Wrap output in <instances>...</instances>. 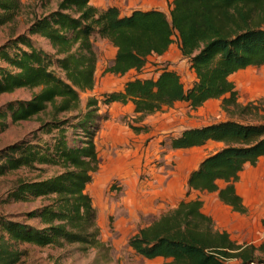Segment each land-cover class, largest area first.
Here are the masks:
<instances>
[{"label": "trees", "instance_id": "16d2710c", "mask_svg": "<svg viewBox=\"0 0 264 264\" xmlns=\"http://www.w3.org/2000/svg\"><path fill=\"white\" fill-rule=\"evenodd\" d=\"M20 8L19 0H0V28L11 23ZM95 36L115 49L104 73L121 77L140 73L149 58L163 56L176 38L194 82L186 87L175 71L163 69L156 79L135 77L101 100L88 98L84 112L65 117L79 110L80 93L94 87ZM34 37L45 40L51 51L39 47ZM262 66L264 0H172L168 15L160 9L121 15L116 6L101 9L90 0H59L53 11L35 17L25 33L0 46V95L34 91L28 100L0 107V134L10 123L39 120L30 137L0 150V178L20 170L43 173L41 167L56 168L57 173L44 179L19 177L7 193V201L39 198L46 204L25 214L26 221L35 220L37 226L0 216V264H17L24 253L17 246L22 244L105 249L86 193L99 168L94 140L105 120L100 104L130 103L136 121L178 102L197 109L211 99H221L225 111L233 108L244 114L250 106L236 102L230 77ZM209 141L221 147L189 174L186 196L192 191L218 192L223 203L244 213L234 184L246 164L253 166L264 156V123L228 120L186 129L169 139V147L189 149ZM219 181L226 184L223 189ZM201 209L198 199L180 201L132 235L128 247L143 259H162L163 264H264V241L237 245L216 231Z\"/></svg>", "mask_w": 264, "mask_h": 264}, {"label": "rangeland", "instance_id": "374dc122", "mask_svg": "<svg viewBox=\"0 0 264 264\" xmlns=\"http://www.w3.org/2000/svg\"><path fill=\"white\" fill-rule=\"evenodd\" d=\"M19 1L21 8L17 17L11 23L0 28V46L9 39L25 33L35 17L53 11L59 0ZM100 1L104 6H116L121 15L139 9H160L168 15L172 2V0ZM33 39L39 47L48 52L51 51L45 40L38 37ZM92 41L93 50L97 57L94 87L91 91L80 93L79 110L66 114L65 117H72L78 112H84L88 98L93 97L101 100L104 93L121 90L127 80L135 77L156 79L163 69L175 71L184 86L188 87L192 84L193 74L187 61L178 52L176 38H173L169 56L151 57L140 73L130 72L122 77L104 73L105 68L111 64L114 58L115 49L107 41L96 36L93 37ZM230 81L234 87L235 84H239L244 88L239 93V97L243 99L239 105H248L250 108L244 114L233 108L225 111L222 109L220 101V110L211 115L207 122L216 123L232 120L244 124L264 123V66L259 68L248 67L241 70L232 75ZM33 92L27 89H19L11 94L0 95V107L11 101L28 100ZM99 114L105 118L101 122L94 140L99 158V168L93 175L92 182L87 185L86 193L95 209V222L99 229V239L104 244L105 249L83 250L78 245L67 244L60 248H39L22 244L17 246L18 250L24 252L17 264L164 263L162 259L146 260L135 255L128 247L127 242L140 228L150 224L165 211L162 196L157 195L156 192L164 189V200L172 196L173 186L168 185V182L177 166L175 160L181 154L171 152L169 147L170 134L157 136L151 134L152 128L147 123L150 119L145 117L136 121L133 105L130 103L108 106L100 104ZM39 118L46 120L43 116ZM38 127V119L16 124L10 123L8 128L0 134V150L30 137ZM143 127L144 129H141ZM139 128L140 131H136ZM41 138L46 139L47 137ZM109 140H115V145H111ZM134 140L141 141V144L133 143ZM41 168L45 170L43 173L20 170L0 178V216L37 226L35 220L26 221L25 214L45 205V201L37 198L29 199L26 202H12L7 201L6 196L19 177L44 179L57 173V169L53 167ZM241 236H243L244 242L249 241L247 235L241 234ZM253 238L255 239L254 245L263 242L264 230L257 231Z\"/></svg>", "mask_w": 264, "mask_h": 264}, {"label": "crops", "instance_id": "0c3cea01", "mask_svg": "<svg viewBox=\"0 0 264 264\" xmlns=\"http://www.w3.org/2000/svg\"><path fill=\"white\" fill-rule=\"evenodd\" d=\"M90 3L101 9L108 7L104 6L100 0H90ZM170 50L171 47L163 56H169ZM163 56L156 58H162ZM191 73L193 74L192 71ZM194 79L193 74L192 83ZM243 89L239 84H235V91L237 92L236 102L238 104L243 101L242 97H239V93ZM220 101L221 99L208 100L197 109H191L184 102L175 103L170 108H163L161 112L146 117L150 119L147 123L152 128L151 134L154 136L170 134L171 137H176L186 129L213 124V122L208 123L207 121L210 120L211 115L220 110ZM133 137L135 136L133 135ZM108 142L112 143L111 145L116 143L115 140H109ZM134 142L141 144V141L134 140ZM220 147L221 144L209 141L202 147L182 150L170 149L171 152L181 154L175 160L177 166L175 165L176 168L172 173V178L168 182V185L173 186L172 196L164 200V189L156 193L162 196L165 210L163 213L175 208L182 200H200L202 212L212 219L216 231L228 234L230 240L237 245H254L255 239L253 235L259 230H264V156L260 157L253 166L246 164L239 176V180L234 184L235 194L241 199V204L245 210L244 213L236 212L231 206L223 203L218 197V192L198 193L192 191L186 196V184L189 174L198 167L205 157L214 153ZM217 186L219 189H223L226 184L219 181ZM241 234L247 235L249 241L244 242Z\"/></svg>", "mask_w": 264, "mask_h": 264}]
</instances>
